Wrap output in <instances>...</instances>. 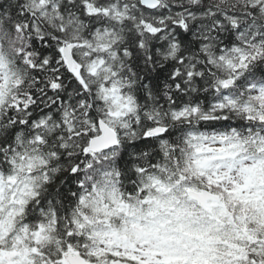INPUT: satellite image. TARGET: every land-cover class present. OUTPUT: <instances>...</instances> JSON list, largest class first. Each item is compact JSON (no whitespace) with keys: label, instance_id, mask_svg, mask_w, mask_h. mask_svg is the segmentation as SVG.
I'll return each mask as SVG.
<instances>
[{"label":"snow or ice","instance_id":"6c2138e0","mask_svg":"<svg viewBox=\"0 0 264 264\" xmlns=\"http://www.w3.org/2000/svg\"><path fill=\"white\" fill-rule=\"evenodd\" d=\"M0 264H264V0H0Z\"/></svg>","mask_w":264,"mask_h":264}]
</instances>
